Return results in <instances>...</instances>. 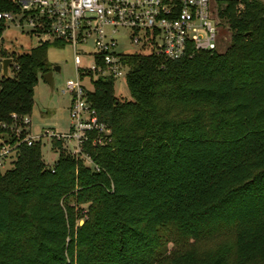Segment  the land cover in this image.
<instances>
[{
	"label": "trees",
	"instance_id": "obj_1",
	"mask_svg": "<svg viewBox=\"0 0 264 264\" xmlns=\"http://www.w3.org/2000/svg\"><path fill=\"white\" fill-rule=\"evenodd\" d=\"M0 11L19 7L0 0ZM218 17L223 51L125 55L131 99L113 94V78L93 80L86 95L111 129L110 142L84 146L95 167L60 141L51 166L42 143L18 146L0 169V264H264V0L227 1ZM50 44L63 43L0 49L12 60L0 76L8 142L51 70ZM221 227L232 242L200 246Z\"/></svg>",
	"mask_w": 264,
	"mask_h": 264
},
{
	"label": "built area",
	"instance_id": "obj_2",
	"mask_svg": "<svg viewBox=\"0 0 264 264\" xmlns=\"http://www.w3.org/2000/svg\"><path fill=\"white\" fill-rule=\"evenodd\" d=\"M19 13L0 11L5 22L20 17L40 42L54 40L73 50L75 80H66L59 92L69 98V127L64 133L44 129L30 132V117L10 126L15 141L0 137V169L12 166L20 144L32 146L48 139L60 141L62 149L95 167L84 150L87 142L102 146L111 141V129L99 119L86 92L97 77H126L131 53H151L164 60L189 58L197 51H213L220 37L218 11L227 1L241 7L245 0H13ZM130 50L118 49L120 43ZM81 55L91 64L81 66ZM0 58V73L1 61ZM10 74V66H9ZM85 81L89 83L87 87ZM11 117L16 118L12 113ZM6 127V124H2ZM22 132L24 135L22 136Z\"/></svg>",
	"mask_w": 264,
	"mask_h": 264
},
{
	"label": "rangeland",
	"instance_id": "obj_3",
	"mask_svg": "<svg viewBox=\"0 0 264 264\" xmlns=\"http://www.w3.org/2000/svg\"><path fill=\"white\" fill-rule=\"evenodd\" d=\"M6 25L7 27L0 37V49H5L14 54H21L28 52L30 48L40 42V37L30 33V27L26 21H20L19 16L14 20L6 21ZM229 41V32L222 30V34H220L218 39V50H225ZM118 49L130 50L132 47L121 42L118 45ZM47 59L51 65L53 87L43 79L42 75H39L34 87L33 108L29 115L31 120L29 127L32 135L44 129L64 133L69 127V98L61 95L59 89L66 80H75L76 78L73 50L66 43L59 45L50 44L47 50ZM90 64V58L81 55V66L88 67ZM128 71V69L124 70L126 73ZM85 84L87 87H91L87 81H85ZM112 90L113 94L119 99H131L125 77L114 80ZM41 154L45 164L49 166L57 159V153L51 150L48 139L42 141ZM213 233L212 238L216 239V241H206L200 246L210 248L216 244L223 245L224 243L228 245V243L232 242L230 232L225 227H221L219 230L216 229Z\"/></svg>",
	"mask_w": 264,
	"mask_h": 264
},
{
	"label": "water",
	"instance_id": "obj_4",
	"mask_svg": "<svg viewBox=\"0 0 264 264\" xmlns=\"http://www.w3.org/2000/svg\"><path fill=\"white\" fill-rule=\"evenodd\" d=\"M11 61L12 60L10 57H5L2 59V61H1L2 69H1V73H0L1 77H5V78L9 77V66L11 64ZM42 77H43V79H45L49 83V85L51 87H53L52 70H49V71L43 73ZM80 223H82V221H80Z\"/></svg>",
	"mask_w": 264,
	"mask_h": 264
},
{
	"label": "crops",
	"instance_id": "obj_5",
	"mask_svg": "<svg viewBox=\"0 0 264 264\" xmlns=\"http://www.w3.org/2000/svg\"><path fill=\"white\" fill-rule=\"evenodd\" d=\"M68 104H69V102H68ZM68 108H69V105H68Z\"/></svg>",
	"mask_w": 264,
	"mask_h": 264
}]
</instances>
